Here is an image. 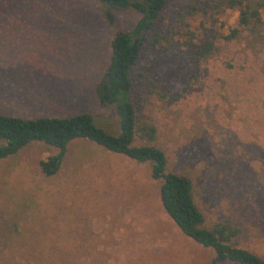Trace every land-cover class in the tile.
<instances>
[{"label": "rangeland", "instance_id": "1", "mask_svg": "<svg viewBox=\"0 0 264 264\" xmlns=\"http://www.w3.org/2000/svg\"><path fill=\"white\" fill-rule=\"evenodd\" d=\"M211 1H166L152 33L170 43L149 45L147 36L131 103L137 121L154 128L149 144L164 154L167 172L190 181L203 227L226 224L236 230L233 245L264 260V48L226 40L239 30L235 12L187 11ZM137 17L91 0H0V113H83L117 135L113 111L93 88L112 36ZM185 31L195 49L210 44L205 60L196 63L195 49L183 46ZM53 153L32 144L0 160V217L24 213L4 264H233L212 263L210 249L169 221L148 165L74 140L58 172L43 177L39 162Z\"/></svg>", "mask_w": 264, "mask_h": 264}, {"label": "trees", "instance_id": "2", "mask_svg": "<svg viewBox=\"0 0 264 264\" xmlns=\"http://www.w3.org/2000/svg\"><path fill=\"white\" fill-rule=\"evenodd\" d=\"M99 6L112 11L131 10L138 17L128 32L116 31L109 42L107 66L94 85V94L101 107H109L115 116L118 134L111 136L96 128L87 114H75L64 117H37L23 119L0 113V160L15 156L29 145L39 144L54 153L39 162V171L43 177H51L58 172L63 162L67 145L74 140L88 141L102 150L124 157L136 164L149 167V177L158 182V202L169 221L176 229L194 244L212 251V263L264 264L256 255L240 249L230 241L236 230L223 223H215L211 228L203 227V217L192 200V186L183 176L166 170L164 154L149 143L154 139V128L138 122L133 109L130 93L132 89L131 73L138 61L139 52L147 36L149 45L170 41L163 36L153 34L154 22L167 0H91ZM206 9L212 14L225 11L236 13V25L239 30L229 31L226 40L242 41L248 51L264 48V0H214L206 8L194 10L206 15ZM240 30L244 36H240ZM183 41L187 49H195L192 34ZM211 52L210 44L195 49L193 55L198 63L205 60ZM140 141L141 144L135 143ZM23 211H13L5 218L0 217V264L3 256L10 251L16 237Z\"/></svg>", "mask_w": 264, "mask_h": 264}]
</instances>
